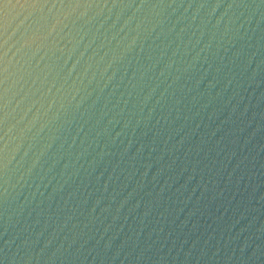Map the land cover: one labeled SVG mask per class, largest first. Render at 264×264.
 Here are the masks:
<instances>
[{
  "label": "water",
  "instance_id": "obj_1",
  "mask_svg": "<svg viewBox=\"0 0 264 264\" xmlns=\"http://www.w3.org/2000/svg\"><path fill=\"white\" fill-rule=\"evenodd\" d=\"M262 5L264 0H0V232L8 144L7 207L21 225L51 231L67 223L70 234L84 239L105 228L121 239L132 230L164 228L184 248L213 228L221 234L224 225L232 234L251 228L259 235L264 176L247 189V176L239 181L244 171L258 172L264 164V140L257 136L244 146L238 135L240 119L259 120L264 111ZM249 17L243 38L225 45L228 52L218 49L229 20L239 27ZM131 36L136 44L128 52ZM197 53L196 67L175 73L182 77L175 82L171 75L161 78L136 116L128 93L146 96L155 84L149 76H159L173 60L183 69ZM21 129H28L23 136ZM102 150L110 154L102 156ZM40 151L44 156L37 159ZM82 264L120 262L89 258Z\"/></svg>",
  "mask_w": 264,
  "mask_h": 264
},
{
  "label": "clouds",
  "instance_id": "obj_2",
  "mask_svg": "<svg viewBox=\"0 0 264 264\" xmlns=\"http://www.w3.org/2000/svg\"><path fill=\"white\" fill-rule=\"evenodd\" d=\"M264 6V5H262ZM231 7V6H229ZM264 18V16H262ZM251 17L246 21H242L239 24V27H236L235 20L230 19L229 25L225 26L223 29V36L229 37L228 40H223L218 42L217 48L223 47L225 52L229 51L228 47L232 42L233 38L242 39L241 29L244 28L245 23H247ZM219 25V21H217ZM219 30V29H218ZM129 33H126L125 38L128 37ZM140 33H137L139 36ZM131 42L126 44L125 51H132L133 46L136 44V36L130 37ZM203 51V49H202ZM239 53H234L233 56H237ZM221 60L225 57L221 56ZM199 62V53L196 57L193 58V61L188 62L187 67L181 69L179 67L174 68L176 61H171L166 68V71L160 72L159 76L155 75L149 76L148 80L155 82L154 86L150 87V91L146 96L140 98V95L133 97L132 92H129V97L133 98V108L138 109L135 112L136 116H139L143 112L145 105L148 104L149 100L156 92V89L159 87L163 80L161 78L167 79L169 75L173 77V82L180 80L181 75H175V73L187 72L189 69L195 68L196 63ZM206 62V58H205ZM202 66V65H201ZM211 67V65L209 66ZM231 71V70H229ZM144 78V74L141 75V79ZM215 79V77L213 78ZM233 79L228 80V84H232ZM216 85L212 84L210 87L213 89ZM135 88V85L133 86ZM171 87V85H169ZM143 90V89H141ZM128 100L124 101L126 105ZM157 104L160 101L156 102ZM240 105H237L233 111H237ZM206 107V106H205ZM155 105H152L148 109V117H151ZM124 109H121L123 112ZM247 109H245V112ZM133 113H130V119L125 123L124 127L127 128L128 124L131 122V116ZM146 117L143 121L141 119H136L135 124L139 126L142 122L147 121ZM245 116L243 119H240V124L243 125L240 127L238 139H243L244 146H248L251 143L252 138L259 137V140H264V111H261L259 120L253 119L248 121ZM255 122V123H254ZM110 123H113L110 121ZM120 121H115V125L119 124ZM251 135H247L249 130ZM30 129V128H28ZM28 129H21V136ZM245 130H248L245 133ZM122 132H117L116 136L119 137L123 134ZM36 141V137L32 136L29 139V147L32 146V142ZM123 140L120 141V144H123ZM116 143V140L113 139V144ZM131 144V141L129 142ZM108 146L105 145V148ZM7 148L8 144L5 145V158H4V201H5V215L6 220L3 226V232H0V264H82L83 261L91 258L92 260L100 259L101 261H119L120 264H142L144 261H151V264H169V261L172 264H176V261L179 258L180 264H189V261H194L195 264H199L201 260L205 264H260V261L264 259V224L261 225L259 235H256L251 228H241L240 231L232 234V228L224 225L221 229V234H217L215 228L207 233L203 240H194L191 245L187 248H184V241L181 240L179 243L175 236H172L170 233L164 235V228H160L158 231L153 229L151 232L145 234V229L140 228L137 230H132L125 238L121 239L119 234L109 235V229L105 228L103 233L97 230L96 234L84 239L83 235L72 233L70 234L67 230V223L65 224H56L54 227H51V231H48L46 226L43 229L36 230L35 225H21L20 221L16 219L13 221L12 213L9 214L8 197H9V170H8V157H7ZM260 153L264 152V143H259ZM110 153L102 150V156H107ZM219 154V153H218ZM235 154V153H234ZM251 154V149H249V155ZM27 155V150L25 151ZM40 156H44V152L40 151L37 155V159ZM245 160L248 157L244 158ZM33 166L36 163V160H33ZM244 163V161H241ZM228 165H225V169ZM247 169V165H245ZM31 169H29L30 171ZM236 170H233V173ZM233 173H228L229 179L231 181ZM247 176L248 184H243V187L247 189L251 184L254 183L257 176L260 178L264 176V164H261L260 170L253 171L252 169H247L240 176L239 183L244 180ZM60 188L64 187V184H60L57 181ZM64 183H68V180H65ZM261 200L264 201V195L261 196ZM22 210V209H21ZM15 215L16 212L13 210ZM150 213L145 212V216H148ZM19 225V226H18ZM198 226H193L191 231H196ZM251 229V231H248ZM242 236V233H246ZM47 233V234H45ZM226 233V234H225ZM107 236V239L105 237ZM222 240V242H221ZM118 241V242H117ZM210 241H215V246L210 245ZM237 241L239 242L237 245ZM39 245V247H38ZM247 252V255L245 253Z\"/></svg>",
  "mask_w": 264,
  "mask_h": 264
}]
</instances>
